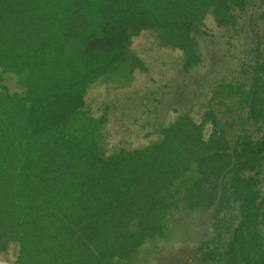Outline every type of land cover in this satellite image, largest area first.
Masks as SVG:
<instances>
[{"label":"trees","instance_id":"1","mask_svg":"<svg viewBox=\"0 0 264 264\" xmlns=\"http://www.w3.org/2000/svg\"><path fill=\"white\" fill-rule=\"evenodd\" d=\"M256 4L0 0V252L18 243L16 264H118L150 239L188 235L199 264H264V35L242 62L248 81L216 83L200 118L188 107L144 145L108 151L105 116L84 107L94 84L134 82L144 30L190 70L205 19L235 27Z\"/></svg>","mask_w":264,"mask_h":264},{"label":"rangeland","instance_id":"2","mask_svg":"<svg viewBox=\"0 0 264 264\" xmlns=\"http://www.w3.org/2000/svg\"><path fill=\"white\" fill-rule=\"evenodd\" d=\"M263 9L257 4L248 7L235 27L218 26L209 15L204 21L206 33L198 37L202 62L190 70L184 67L182 52L161 45L153 31L144 30L135 37L132 49L141 59L143 69L136 71L134 82L119 86L101 81L86 95L85 109L96 118H106V149L144 145L159 137L160 128L188 107L200 118L216 83L248 81L250 76L241 73V65L251 58L250 51L255 55L256 33L264 35V17L258 16ZM255 11L259 14L252 15ZM8 82L7 76L9 88H17V80ZM200 221V214L188 219L192 233L197 231ZM195 245L188 235L150 239L132 261L122 260L118 264H199L192 258ZM18 253L19 244H10L0 252V264H16Z\"/></svg>","mask_w":264,"mask_h":264}]
</instances>
